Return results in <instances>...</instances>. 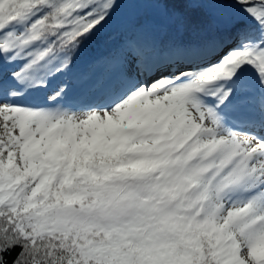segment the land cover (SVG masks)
<instances>
[{"label":"snow or ice","instance_id":"1","mask_svg":"<svg viewBox=\"0 0 264 264\" xmlns=\"http://www.w3.org/2000/svg\"><path fill=\"white\" fill-rule=\"evenodd\" d=\"M0 264H264V0H0Z\"/></svg>","mask_w":264,"mask_h":264},{"label":"trees","instance_id":"2","mask_svg":"<svg viewBox=\"0 0 264 264\" xmlns=\"http://www.w3.org/2000/svg\"><path fill=\"white\" fill-rule=\"evenodd\" d=\"M109 41L110 36L108 34H102L82 49L80 55L76 59V66L72 75H77L80 71L86 69L94 60L102 57L107 50Z\"/></svg>","mask_w":264,"mask_h":264}]
</instances>
